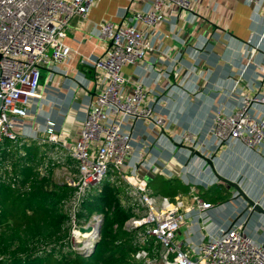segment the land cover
<instances>
[{
	"label": "built area",
	"instance_id": "1",
	"mask_svg": "<svg viewBox=\"0 0 264 264\" xmlns=\"http://www.w3.org/2000/svg\"><path fill=\"white\" fill-rule=\"evenodd\" d=\"M142 1L141 8L130 17L131 22L114 24L105 20L93 27L96 35L107 42V47L101 56L82 60L91 67L98 91L86 106L75 139L67 145L55 133L52 120H46L41 135L23 134L21 121L39 109L43 73L50 76L70 56L72 49L65 37L71 20L76 16L85 18L95 0H0V142L17 137L48 142L60 147L58 157L69 155L75 160L77 176L68 182L75 187L69 203L72 217L79 201L92 186L101 182L108 168L112 166L118 171L128 186L130 203L136 212L141 210L139 215L126 220V228L146 224V234L162 250L158 258L150 257L145 249L138 250L135 257L144 264H264V243L246 230L247 212H241L212 231L209 225L213 205L202 200L193 187L191 204L186 205L180 196L171 199L150 194L145 179L124 172L133 149L130 122L148 119L159 131H164L167 125L147 104L141 82H133L131 90L126 91L128 81L122 68L142 60L152 49L148 32L163 20L164 5L176 7L184 13L185 20L189 19L193 5V0ZM250 2L258 8L264 6V0ZM263 37L264 29L259 39L248 40L246 61L241 69L242 73L246 66L255 63L260 72L258 87L240 92L232 106L220 102L211 112L208 133L215 147L240 142L258 151L264 146V114L256 111L258 106H264V66L254 61ZM241 73L230 93L239 86ZM175 140L205 156L211 155L198 136L189 131L177 135ZM92 217L96 222L100 215ZM187 222L199 233L197 241H192L187 234L184 239L178 238L179 230ZM86 223L89 222L80 225ZM72 224L73 229L77 228L73 219Z\"/></svg>",
	"mask_w": 264,
	"mask_h": 264
},
{
	"label": "crops",
	"instance_id": "2",
	"mask_svg": "<svg viewBox=\"0 0 264 264\" xmlns=\"http://www.w3.org/2000/svg\"><path fill=\"white\" fill-rule=\"evenodd\" d=\"M142 4V0H95L85 18L76 16L71 20L65 37L72 49L70 56L58 64L59 71L50 76L45 72L41 80V85L46 81L53 85L42 93L47 112L44 120L55 123V133L67 145L75 139L86 106L98 91L93 83V71L87 75L89 66L82 60L101 56L106 50L107 42L96 35L93 27L105 20L114 24L131 22L130 17ZM162 15L163 20L148 32L152 49L142 60L125 65L122 73L128 81L126 91L131 90L133 82L142 83L147 104L154 115L164 119L167 128L159 131L148 119L130 122L133 149L124 172L145 179L147 189L148 183L156 177L176 178L188 187V192L174 198L180 196L190 205L193 188L200 197L199 187L208 188L221 182L204 160L174 143L177 135L189 131L205 144L210 156L217 157L215 162L212 158L216 172L238 182L244 192L259 203L264 198V146L258 151L240 142L215 147L208 128L211 112L220 102L232 106L240 92L258 87L260 72L255 63L246 66L242 73L241 69L246 61L248 40L256 41L263 32L264 6L258 8L250 0H193L188 20L172 5H164ZM137 25L142 28L141 24ZM255 58L254 61L264 66V37ZM75 73L80 74L77 88L71 83ZM240 73L241 82L236 91L230 93ZM256 111L264 114V106H258ZM158 135L165 140L158 143ZM177 149L183 153H176ZM225 153L224 158H219ZM60 166L67 172L65 182L76 178L77 173L72 174L66 165ZM232 198L221 204L211 203L209 226L212 231L242 212L235 211L237 206ZM259 204L264 208V203ZM245 218L248 233L264 243V214L254 212L249 216L247 212ZM192 229L185 223L178 238L184 239L187 234L192 241H197L200 235Z\"/></svg>",
	"mask_w": 264,
	"mask_h": 264
},
{
	"label": "trees",
	"instance_id": "3",
	"mask_svg": "<svg viewBox=\"0 0 264 264\" xmlns=\"http://www.w3.org/2000/svg\"><path fill=\"white\" fill-rule=\"evenodd\" d=\"M59 149L22 137L0 142V264H144L135 257L140 249L158 258L162 250L146 234V224L126 228V220L141 210L135 211L127 184L112 166L85 193L72 217L69 203L75 187L56 180L54 168L66 165L73 174L78 168L71 156L58 157ZM148 192L174 198L187 194L188 187L176 178L156 177ZM199 195L216 205L234 194L216 182L199 187ZM93 214L101 217L99 238L92 251L79 253L70 243L72 219L80 225Z\"/></svg>",
	"mask_w": 264,
	"mask_h": 264
},
{
	"label": "rangeland",
	"instance_id": "4",
	"mask_svg": "<svg viewBox=\"0 0 264 264\" xmlns=\"http://www.w3.org/2000/svg\"><path fill=\"white\" fill-rule=\"evenodd\" d=\"M57 71H59V70L57 69ZM72 80L73 81H71V83H72L73 88H77V86L80 85V74L75 73L72 76ZM64 83H66V81ZM52 86L50 85V82H47L46 81L45 85L44 84L42 85V88H41L42 93L48 91V89H51ZM38 104H39V110L36 111L35 115L34 116L32 115V117H29V118L24 119V120L21 121V123H22L21 124L22 125L21 132L23 134H29V133L30 134L36 133L37 135H41L42 134V132L44 130V126H45L44 117L47 114V112H45V109H44L45 108L44 107L45 105H44L43 94H42V97L39 99ZM162 140H165V139H163V138L161 139V136L158 135L156 141L158 143H161ZM157 145H159V144H156V146ZM179 152H180V154L183 153L181 151V149H177L176 153H179ZM226 154L227 153L223 154L222 156L220 154L221 157L219 156V158H222V157L224 158ZM216 159H217V157H213L214 162L216 161ZM219 171H220V168H219ZM54 174H55L56 180H60V181H65L66 180L67 172H66L65 169L61 168V166H58V167H55L54 168ZM240 183H241V181H240ZM233 194H235L234 191H233ZM254 196H255V194H254ZM232 199H233L232 202L237 206V208L235 209V211L236 212H241V210H243V208H244L243 200L240 199V198H232ZM259 203H264V198H262ZM92 216L90 217V219L88 220V222H95L94 221V217H92ZM98 218L101 219V217H98ZM73 227L74 226L72 224L71 229H70V243H71V247L73 249H75V250H79V248H81L84 243H83V240H80L78 242L75 241L74 235H73ZM92 238L93 237H91V239Z\"/></svg>",
	"mask_w": 264,
	"mask_h": 264
},
{
	"label": "water",
	"instance_id": "5",
	"mask_svg": "<svg viewBox=\"0 0 264 264\" xmlns=\"http://www.w3.org/2000/svg\"><path fill=\"white\" fill-rule=\"evenodd\" d=\"M0 104H1V98H0ZM162 132H164V131L162 130ZM174 143L179 147H183V148L188 149L192 154H194L197 157H199L200 159L204 160L206 162V164L209 166V168L211 169L214 176L217 178V180L234 190L235 194L233 195V198H241L244 202V208H243L242 212H248L249 216L254 212L264 214V208L258 202L254 201L252 198H250L246 194V192H244V190L239 186L238 182L231 181V180L221 176L220 174H218L216 172V170L213 166V161H212L213 155L212 156H205L202 153H200L199 151L193 149L191 146H188V145H185L182 143H177V142H174ZM100 221H101V219H99L95 222L94 237L92 239H90L89 241L85 242V244H83V246L81 248H79V250H77V252L83 253L86 251H92L93 250V248L95 247V244L99 238ZM77 229L80 232H87V231H90V226L88 225V223H86L85 225H78Z\"/></svg>",
	"mask_w": 264,
	"mask_h": 264
},
{
	"label": "bare ground",
	"instance_id": "6",
	"mask_svg": "<svg viewBox=\"0 0 264 264\" xmlns=\"http://www.w3.org/2000/svg\"><path fill=\"white\" fill-rule=\"evenodd\" d=\"M88 225L90 226V231L87 232H80L77 228L73 229V235L75 241H80L83 240V243L89 241L91 237H94L95 234V223L94 222H89Z\"/></svg>",
	"mask_w": 264,
	"mask_h": 264
}]
</instances>
